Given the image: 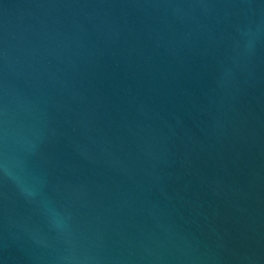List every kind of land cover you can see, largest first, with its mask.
Here are the masks:
<instances>
[{"label":"water","instance_id":"water-1","mask_svg":"<svg viewBox=\"0 0 264 264\" xmlns=\"http://www.w3.org/2000/svg\"><path fill=\"white\" fill-rule=\"evenodd\" d=\"M0 264H264V0H0Z\"/></svg>","mask_w":264,"mask_h":264}]
</instances>
